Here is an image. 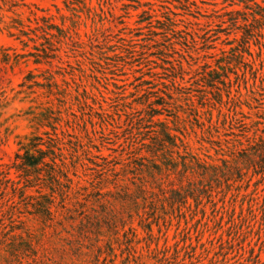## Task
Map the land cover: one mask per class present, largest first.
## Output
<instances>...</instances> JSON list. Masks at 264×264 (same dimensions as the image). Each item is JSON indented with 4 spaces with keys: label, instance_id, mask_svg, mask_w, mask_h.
Returning <instances> with one entry per match:
<instances>
[{
    "label": "rangeland",
    "instance_id": "374dc122",
    "mask_svg": "<svg viewBox=\"0 0 264 264\" xmlns=\"http://www.w3.org/2000/svg\"><path fill=\"white\" fill-rule=\"evenodd\" d=\"M147 1L156 3V8L179 5L170 3L173 0ZM194 1L202 10L194 9L191 16L174 9L180 14L176 20L182 33L146 28L133 33L134 42L115 37L111 46L116 47L86 50L88 74L97 75L99 80L88 76L84 82L97 95L106 113L75 104L49 105L41 89L26 92L21 85L29 72L34 71L37 80L44 82L42 73L49 67L37 66L31 58H21L33 49H24L7 33L0 32V172L12 164L20 144L40 133L34 114L50 106L56 116H61L62 126L67 128L69 123L71 134L96 156L80 151L81 160L89 167H79V178H71L79 183L90 208L100 211L102 205L111 201L108 216L110 221H116V225L101 222L97 228L80 234L83 216L77 215V220L70 223L49 226L28 217L25 228L40 241L41 259L34 263L24 258L23 264H264L262 176L252 178L249 174L242 182H224L214 188L205 183L203 203L199 206L193 200L188 205L173 207L163 200L147 204L140 201L137 209L122 200L127 193H135L136 186L154 185L149 168L153 169L156 158L147 153V147L161 130L159 120L168 123L172 132L185 140L191 156L210 164H221L219 159L224 156L231 160L234 150L230 148L241 151L244 147L240 142L247 144L246 135L252 136L257 128L264 129V47L259 43L264 42V22L254 24L249 49L240 46L227 54L230 64H223L225 71L219 69L222 83L204 87L202 75L195 71L205 62L212 64L222 49L229 51L227 44L235 35H227L230 30L217 36L211 33L207 43L195 46L189 32L206 29L207 16L221 10L223 0ZM106 2L107 9L117 16L126 14L124 4L137 6L124 0ZM34 3L53 13V6L57 5L62 14L71 15L62 0ZM92 5L97 7V0H92ZM130 12L132 18L126 21L135 28L139 12ZM91 28L88 21L86 27H81V34ZM161 50L165 55H156ZM113 51L119 55L115 56ZM239 54L244 55V60H239ZM57 80L61 82L62 77ZM218 95H223L225 105L219 104ZM162 98L164 107L158 105ZM209 121L213 122L212 127ZM72 147L82 150L75 144ZM180 148L181 155H185ZM179 156L174 154L181 162ZM157 164L162 166L159 161ZM157 178L165 180L163 175ZM92 209L88 213L94 214ZM97 237L101 240L97 241ZM0 264L19 263L0 251Z\"/></svg>",
    "mask_w": 264,
    "mask_h": 264
},
{
    "label": "trees",
    "instance_id": "16d2710c",
    "mask_svg": "<svg viewBox=\"0 0 264 264\" xmlns=\"http://www.w3.org/2000/svg\"><path fill=\"white\" fill-rule=\"evenodd\" d=\"M31 1L0 0V32L7 33L24 49H33V52L21 58H31L35 65L49 67L42 73L44 82H39L34 71H31L21 87L30 93L41 89L49 105L57 102L59 106L62 104L73 107L75 104L92 112L99 108L104 113V105L98 102L97 95L89 91L84 82V78L88 76L99 80L97 75L88 74L86 50L89 48L93 51L101 46L102 49L116 47L111 46L114 45L115 37L124 42H134L133 33L146 28L150 31L157 29L166 33H182L184 31L179 29L176 20L180 14L174 9L181 10L184 16H191L194 9L202 10L194 0H173L170 3H179L173 8L167 5H159L156 8V3L147 0H124L137 3V6L124 4L127 8L126 14L117 16L107 9L106 0H97V7L92 5V0H62L71 13L67 16L62 14V9L57 5L53 6L56 9L53 13L51 9H43L35 4L36 0ZM222 5L221 10L207 16L206 29L199 28L189 32L195 46L207 43L211 33L217 36L225 30H230L227 35H235L227 44L229 51L222 49L220 54L214 56L212 64L205 62L201 69L195 71L202 75L204 87H216L222 83L223 76L219 69L225 71L223 64H230L227 54L230 51L236 52L240 46L249 49L254 24L264 22V0H223ZM131 9L139 12L135 28H131L126 21L132 18ZM67 21L70 25H67ZM88 21L92 23V28L82 35L81 27H86ZM259 43L264 47V42ZM207 49L209 51L216 48ZM113 53L115 56L119 55L117 51ZM160 54L165 55L163 50L156 55ZM235 57L238 59V56ZM239 60H244L243 54H239ZM168 63L173 65V62ZM57 77H62L61 82ZM247 91L251 92L249 89ZM218 98L220 105L226 104L223 95H218ZM162 99L158 105L164 107L165 99ZM58 113L61 115V112ZM34 115V122L40 133L32 135L27 143L20 144L12 164L0 172V251L16 259L19 264H23L24 258L34 263L41 259L40 241L25 228V219L28 217L38 219L44 226H49L70 223L77 220V215L83 216L84 221L79 227L80 234L88 228H97L101 222H112V225H116V221H110L108 216L111 201L102 205L100 211L90 208L91 203L88 204L89 200L81 193L79 183H75L71 178V175L79 178V167H89L81 160L80 151L88 155L93 153L84 149L81 141L71 134L69 123L67 128L62 126L61 116H56L52 107L44 108ZM158 122L161 130L156 132V137L147 147V153L156 158L153 159V169L149 168L154 185L136 186L135 193H127L122 198L126 205L130 202L133 208L138 209L140 201L147 204L163 200L173 207L188 205L190 200H193L199 206L203 203L205 183L214 188V185L220 187L224 182L227 185L233 181L242 182L249 174L252 178H264V129L257 128L252 136L246 135L247 144L240 142L241 147H244L241 151L234 146L230 148L234 150V158L231 160L224 156L219 159L221 164H210L201 157L191 156L185 140L174 134L168 123L160 120ZM209 123L212 127L213 122ZM260 131L262 135L259 134ZM72 144L82 150L74 149ZM180 147H183L185 155H181ZM174 154H179L182 161L176 160ZM158 161L162 166L157 164ZM158 175H163L165 180L158 179ZM123 207L126 210L131 209L130 206ZM89 209H92L94 214L88 213ZM135 230L131 228V231ZM100 240L97 237V241Z\"/></svg>",
    "mask_w": 264,
    "mask_h": 264
}]
</instances>
